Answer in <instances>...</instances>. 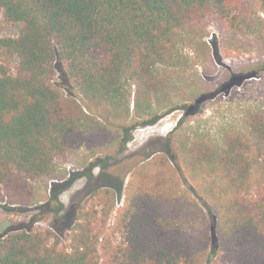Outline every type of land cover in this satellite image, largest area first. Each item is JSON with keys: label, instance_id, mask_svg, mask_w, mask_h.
<instances>
[{"label": "trees", "instance_id": "obj_1", "mask_svg": "<svg viewBox=\"0 0 264 264\" xmlns=\"http://www.w3.org/2000/svg\"><path fill=\"white\" fill-rule=\"evenodd\" d=\"M0 16L19 25L0 37V201L31 206L74 149L104 152L123 130L120 153L129 122L183 112L163 149L128 174L112 225L115 194L98 188L66 245L50 228L13 230L0 264H264V100L238 123L185 127L225 87L262 78L197 92L186 70L210 23L263 43L264 0H0Z\"/></svg>", "mask_w": 264, "mask_h": 264}, {"label": "rangeland", "instance_id": "obj_2", "mask_svg": "<svg viewBox=\"0 0 264 264\" xmlns=\"http://www.w3.org/2000/svg\"><path fill=\"white\" fill-rule=\"evenodd\" d=\"M18 30L19 25L9 24L0 16V37H16ZM206 33V45L200 44L194 55L190 54L193 63L186 70L187 77L200 79L197 92L218 91L233 75L261 71L262 77L249 78L240 84L225 87V92L216 93L213 100L201 106L200 114L189 118V125H185L193 127L198 122H204L208 128L217 130L224 124L238 123L245 108L264 100V42L231 37L214 23L208 24ZM191 79L189 81L194 82ZM54 82L67 97L81 100L78 91L60 73H57ZM160 115H163L162 118L153 125L133 126V122H129L127 128L132 129L127 131V135L131 136V140L120 153L121 139L125 136L123 130L114 131L117 140L104 152L95 150L93 153L84 147L71 151L65 162H58L60 177L41 184L33 205L21 207L0 201V238L13 230L50 228L66 245L75 212L94 190L104 187L112 189L116 198L115 210L109 220L112 225L115 211L123 203L128 174L148 155L163 149L164 140L177 126L183 112L180 109L173 112L168 110ZM99 159H108L102 172L110 177L109 180L100 176L99 166H93ZM58 208L57 213L52 212Z\"/></svg>", "mask_w": 264, "mask_h": 264}, {"label": "flooded vegetation", "instance_id": "obj_3", "mask_svg": "<svg viewBox=\"0 0 264 264\" xmlns=\"http://www.w3.org/2000/svg\"><path fill=\"white\" fill-rule=\"evenodd\" d=\"M101 168V167H100ZM103 168V167H102ZM102 168H101V177L104 178V179H110V177L105 173V172H102Z\"/></svg>", "mask_w": 264, "mask_h": 264}, {"label": "water", "instance_id": "obj_4", "mask_svg": "<svg viewBox=\"0 0 264 264\" xmlns=\"http://www.w3.org/2000/svg\"><path fill=\"white\" fill-rule=\"evenodd\" d=\"M161 118H162V117H161ZM161 118H159V119H161ZM159 119H158V120H159ZM158 120H157V121H158ZM157 121H156V122H157ZM152 125H153V124H152ZM148 156H149V155H148Z\"/></svg>", "mask_w": 264, "mask_h": 264}]
</instances>
